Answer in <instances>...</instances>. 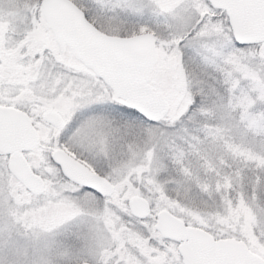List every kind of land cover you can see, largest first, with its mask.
Instances as JSON below:
<instances>
[{
    "label": "snow or ice",
    "instance_id": "1",
    "mask_svg": "<svg viewBox=\"0 0 264 264\" xmlns=\"http://www.w3.org/2000/svg\"><path fill=\"white\" fill-rule=\"evenodd\" d=\"M0 264H264V0H0Z\"/></svg>",
    "mask_w": 264,
    "mask_h": 264
}]
</instances>
